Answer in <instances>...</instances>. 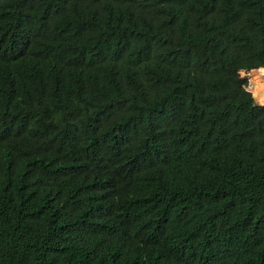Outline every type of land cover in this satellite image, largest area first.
<instances>
[{
  "label": "trees",
  "instance_id": "obj_1",
  "mask_svg": "<svg viewBox=\"0 0 264 264\" xmlns=\"http://www.w3.org/2000/svg\"><path fill=\"white\" fill-rule=\"evenodd\" d=\"M263 68L264 0H0V264H264Z\"/></svg>",
  "mask_w": 264,
  "mask_h": 264
},
{
  "label": "rangeland",
  "instance_id": "obj_2",
  "mask_svg": "<svg viewBox=\"0 0 264 264\" xmlns=\"http://www.w3.org/2000/svg\"><path fill=\"white\" fill-rule=\"evenodd\" d=\"M242 73H243V72H239L240 78L245 79L246 81L249 80L248 76L242 75ZM248 82H249V81H248ZM249 85H250V82H249ZM246 89H247V88H246ZM247 92H249V91L247 90ZM250 93H251V92H250ZM252 96H253V94H252ZM253 98H254V96H253ZM254 101H255V98H254ZM255 104H257L256 101H255Z\"/></svg>",
  "mask_w": 264,
  "mask_h": 264
},
{
  "label": "water",
  "instance_id": "obj_3",
  "mask_svg": "<svg viewBox=\"0 0 264 264\" xmlns=\"http://www.w3.org/2000/svg\"><path fill=\"white\" fill-rule=\"evenodd\" d=\"M264 69V68H263ZM257 105H259V106H264V105H261V104H257Z\"/></svg>",
  "mask_w": 264,
  "mask_h": 264
},
{
  "label": "clouds",
  "instance_id": "obj_4",
  "mask_svg": "<svg viewBox=\"0 0 264 264\" xmlns=\"http://www.w3.org/2000/svg\"><path fill=\"white\" fill-rule=\"evenodd\" d=\"M259 69V68H258ZM245 71H248V70H245ZM251 71V70H250ZM242 72V71H241ZM252 94V93H251Z\"/></svg>",
  "mask_w": 264,
  "mask_h": 264
}]
</instances>
